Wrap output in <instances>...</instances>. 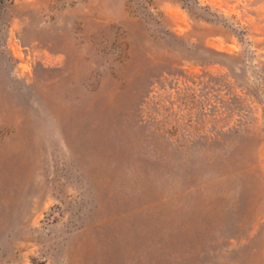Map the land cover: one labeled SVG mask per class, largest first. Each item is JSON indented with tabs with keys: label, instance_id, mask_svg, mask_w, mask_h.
<instances>
[{
	"label": "rangeland",
	"instance_id": "obj_1",
	"mask_svg": "<svg viewBox=\"0 0 264 264\" xmlns=\"http://www.w3.org/2000/svg\"><path fill=\"white\" fill-rule=\"evenodd\" d=\"M0 264H264V0H0Z\"/></svg>",
	"mask_w": 264,
	"mask_h": 264
}]
</instances>
